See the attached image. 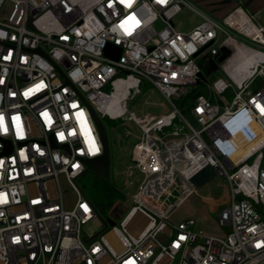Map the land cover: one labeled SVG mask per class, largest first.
Returning <instances> with one entry per match:
<instances>
[{"label":"built area","instance_id":"built-area-1","mask_svg":"<svg viewBox=\"0 0 264 264\" xmlns=\"http://www.w3.org/2000/svg\"><path fill=\"white\" fill-rule=\"evenodd\" d=\"M5 1L0 264H264V18L238 6L219 22L190 0H0V10ZM184 8L199 23L181 33L172 19ZM107 44L120 48L117 60L104 54ZM221 48L229 55L217 62ZM199 62L220 67L229 83L212 88L232 95L224 105L199 94L188 112L194 127L176 100L198 84ZM142 82L168 113L127 111ZM91 111L141 132L127 175L136 170L142 179L117 224L77 184L85 161L102 153ZM250 144L241 159L231 157ZM206 166L227 183L219 207L209 209L230 227L224 237L193 230L192 218L168 221L196 193L190 180ZM65 196L73 197L69 206ZM137 216L145 223L132 230ZM93 219L98 231L86 236L82 227Z\"/></svg>","mask_w":264,"mask_h":264},{"label":"rangeland","instance_id":"rangeland-1","mask_svg":"<svg viewBox=\"0 0 264 264\" xmlns=\"http://www.w3.org/2000/svg\"><path fill=\"white\" fill-rule=\"evenodd\" d=\"M196 7H200L210 17H213L217 21L227 16V14L238 6H243L250 14V9L247 7L246 0H190ZM247 7V8H246ZM11 9V4L5 1L0 10V21L6 20ZM264 9L256 14V21L263 23ZM174 28L178 32H189L199 23V19L196 18L190 11L184 8L173 19ZM206 52V51H205ZM205 53L203 52L202 56ZM219 64V63H218ZM222 79L224 82L229 83L222 69L219 67L217 70L211 71L208 75H205L204 79H200V83L193 85L200 90L201 95L211 100L213 103L221 102L226 105L231 101L232 91L229 89L224 94L216 93L212 86L214 81ZM257 85H261V80H257ZM253 85L251 88H254ZM192 106V103H189ZM126 109L128 112H132L136 117H142L144 114L160 115L166 114L171 110L170 105L167 104L165 99L162 98L160 93L152 87L150 84L144 82L141 84L138 93H135L131 99L126 102ZM184 117L194 126L196 124L191 117V114L185 112ZM178 125H182L180 117L177 119ZM104 126L109 156V180L108 182L114 185L119 192L125 197L124 200H118L115 204L102 216L111 217L116 221V224L125 216L128 210L132 207V203L127 200L137 190V186L140 184L142 176L133 170L132 176L127 175V167L131 165L130 152L132 146L139 140L141 135L140 130H137L135 125L126 120H109L107 118L102 119ZM125 130H129L132 136L125 137ZM167 131V130H166ZM77 184L84 194L91 200L92 194L96 190L95 174L92 172L85 173L77 180ZM227 183L220 176H216L210 182H207L200 187H194L196 193L190 195L181 204V207L176 209L169 217L171 223L178 224L192 218L196 221V225L193 230H202L204 233L215 236L224 237L225 234L230 232V227L219 226L214 220V214L209 209H215L219 207L217 203L218 199L222 197ZM64 188V185H61ZM175 197L177 193H174ZM204 198L211 202L206 204ZM73 201V197H64V204L70 205ZM217 203V204H216ZM208 205V206H207ZM141 222V224L139 223ZM144 220L139 216L130 224V229L136 230L144 225ZM98 220H91L82 227L83 234L88 236L95 234L98 229Z\"/></svg>","mask_w":264,"mask_h":264},{"label":"water","instance_id":"water-1","mask_svg":"<svg viewBox=\"0 0 264 264\" xmlns=\"http://www.w3.org/2000/svg\"><path fill=\"white\" fill-rule=\"evenodd\" d=\"M120 51L121 50L119 47L114 46L112 44H107L104 49V54L113 60H117L119 58ZM220 52H221V55L217 58L216 60L217 62H222L229 55V52L225 48H221ZM212 68H213V71L217 70V67L214 63H213ZM199 77L201 78L202 74H200ZM91 116L96 126L98 136L101 142L102 153L101 155L97 157H94L92 159H87L85 161L86 169L84 170L83 174L87 172H92L96 176L102 178L103 180L108 181L109 180L110 156H109L106 132L102 124V120L93 111H91ZM214 177H215V174H214L213 169L209 166H206L202 168L201 171L196 173L195 176L191 178L190 182L194 187H200L201 185L207 182H210ZM80 192L84 194L82 190H80ZM108 223L110 225L113 224V222L110 220L108 221Z\"/></svg>","mask_w":264,"mask_h":264},{"label":"trees","instance_id":"trees-1","mask_svg":"<svg viewBox=\"0 0 264 264\" xmlns=\"http://www.w3.org/2000/svg\"><path fill=\"white\" fill-rule=\"evenodd\" d=\"M199 64L202 71V77L200 79H204L205 75H208L211 72V68L206 62H199ZM200 82L201 81H199V83ZM199 94H201V92L197 87L190 86L186 94H184V96L179 100H176V107L181 114L184 115L185 112H189V109L191 107L189 103L193 104ZM95 183L96 190L92 194L90 201L95 210L100 215H104L106 211H108L118 200H124L125 197L114 185L110 184L108 181L103 180L102 178L95 175Z\"/></svg>","mask_w":264,"mask_h":264},{"label":"bare ground","instance_id":"bare-ground-1","mask_svg":"<svg viewBox=\"0 0 264 264\" xmlns=\"http://www.w3.org/2000/svg\"><path fill=\"white\" fill-rule=\"evenodd\" d=\"M235 67H236L237 70H239V69L241 70L243 68V65H241V63H239ZM116 99H117V96L114 95L113 99H112V102L113 101L116 102L117 101ZM255 146H256V144H250L244 149H239L233 155H231V157L234 158L235 160L241 159L244 155H246V153L248 151L253 149ZM204 201H205L206 204H211V202H208V200H206V198H204Z\"/></svg>","mask_w":264,"mask_h":264},{"label":"crops","instance_id":"crops-1","mask_svg":"<svg viewBox=\"0 0 264 264\" xmlns=\"http://www.w3.org/2000/svg\"><path fill=\"white\" fill-rule=\"evenodd\" d=\"M246 2L248 3V9L253 14H258L259 11L264 9V0H246Z\"/></svg>","mask_w":264,"mask_h":264}]
</instances>
